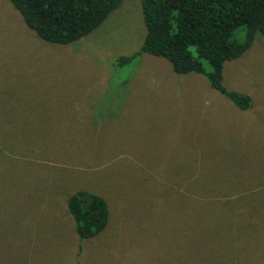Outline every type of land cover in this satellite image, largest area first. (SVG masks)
I'll return each instance as SVG.
<instances>
[{
	"label": "rangeland",
	"instance_id": "rangeland-1",
	"mask_svg": "<svg viewBox=\"0 0 264 264\" xmlns=\"http://www.w3.org/2000/svg\"><path fill=\"white\" fill-rule=\"evenodd\" d=\"M145 34L141 0L70 43L0 0V264H264V33L223 67L248 109L162 56L118 65ZM78 190L109 207L83 239Z\"/></svg>",
	"mask_w": 264,
	"mask_h": 264
},
{
	"label": "trees",
	"instance_id": "trees-1",
	"mask_svg": "<svg viewBox=\"0 0 264 264\" xmlns=\"http://www.w3.org/2000/svg\"><path fill=\"white\" fill-rule=\"evenodd\" d=\"M25 23L48 42L70 43L97 28L123 0H10ZM146 34L140 48L120 55L129 65L143 52L169 60L174 72L203 75L217 90L225 88L223 67L241 56L257 32L264 33V0H141ZM242 32L244 33L242 37ZM225 94L241 109L249 95ZM68 208L83 239L105 228L109 207L103 196L78 190Z\"/></svg>",
	"mask_w": 264,
	"mask_h": 264
},
{
	"label": "water",
	"instance_id": "water-1",
	"mask_svg": "<svg viewBox=\"0 0 264 264\" xmlns=\"http://www.w3.org/2000/svg\"><path fill=\"white\" fill-rule=\"evenodd\" d=\"M225 91V89L224 90H222V92H224Z\"/></svg>",
	"mask_w": 264,
	"mask_h": 264
}]
</instances>
